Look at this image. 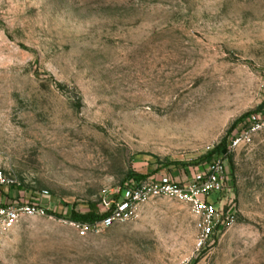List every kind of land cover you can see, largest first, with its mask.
Segmentation results:
<instances>
[{
    "label": "rangeland",
    "instance_id": "rangeland-1",
    "mask_svg": "<svg viewBox=\"0 0 264 264\" xmlns=\"http://www.w3.org/2000/svg\"><path fill=\"white\" fill-rule=\"evenodd\" d=\"M218 161L208 240L170 198L65 219ZM0 167V207L54 212L4 234L0 264H264V0H0Z\"/></svg>",
    "mask_w": 264,
    "mask_h": 264
},
{
    "label": "built area",
    "instance_id": "built-area-1",
    "mask_svg": "<svg viewBox=\"0 0 264 264\" xmlns=\"http://www.w3.org/2000/svg\"><path fill=\"white\" fill-rule=\"evenodd\" d=\"M232 142L231 148H238L242 138L237 137ZM226 180L225 163L218 161L211 164L205 171L193 174L183 182L170 176H163L157 180L128 185L123 190L118 204L110 210V217L99 225L110 227L116 221L134 220L140 206L156 198H170L190 206L192 214L201 221L203 240H208L224 221V214L218 208V201L215 198L212 200V197L224 192ZM8 184L0 167V187ZM111 205L108 204V207ZM48 213L49 210L41 204L0 207V242L4 234L14 229L22 217L44 218L48 217Z\"/></svg>",
    "mask_w": 264,
    "mask_h": 264
},
{
    "label": "trees",
    "instance_id": "trees-1",
    "mask_svg": "<svg viewBox=\"0 0 264 264\" xmlns=\"http://www.w3.org/2000/svg\"><path fill=\"white\" fill-rule=\"evenodd\" d=\"M246 118L243 119L245 121ZM227 148L223 146L222 148H219L214 153L224 155V150ZM207 160H210V157L207 158ZM137 183H140L143 181V178H139L136 180ZM49 214L52 215L54 212L49 211ZM110 213H102L99 205L97 204H91L89 206V211L86 214L76 213L74 210L69 209L67 216H65V219L69 220L72 223H76L81 226H87V227H94L99 224H101L106 218L110 217ZM60 218H63L62 216Z\"/></svg>",
    "mask_w": 264,
    "mask_h": 264
},
{
    "label": "water",
    "instance_id": "water-1",
    "mask_svg": "<svg viewBox=\"0 0 264 264\" xmlns=\"http://www.w3.org/2000/svg\"><path fill=\"white\" fill-rule=\"evenodd\" d=\"M224 153H226V152H224Z\"/></svg>",
    "mask_w": 264,
    "mask_h": 264
}]
</instances>
